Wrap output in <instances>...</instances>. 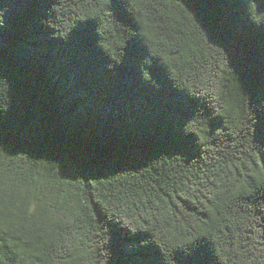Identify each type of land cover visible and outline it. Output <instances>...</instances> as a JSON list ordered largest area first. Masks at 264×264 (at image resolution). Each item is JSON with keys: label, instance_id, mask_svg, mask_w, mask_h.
Segmentation results:
<instances>
[{"label": "trees", "instance_id": "1", "mask_svg": "<svg viewBox=\"0 0 264 264\" xmlns=\"http://www.w3.org/2000/svg\"><path fill=\"white\" fill-rule=\"evenodd\" d=\"M0 14V264H264V28L243 0Z\"/></svg>", "mask_w": 264, "mask_h": 264}, {"label": "clouds", "instance_id": "2", "mask_svg": "<svg viewBox=\"0 0 264 264\" xmlns=\"http://www.w3.org/2000/svg\"><path fill=\"white\" fill-rule=\"evenodd\" d=\"M105 3H107V0H105ZM250 5H255V8L250 7ZM50 12L52 13V8ZM243 13L250 23L258 28H264V16L261 15V13H264V2L262 0H243ZM3 24V15L0 14V26H3Z\"/></svg>", "mask_w": 264, "mask_h": 264}, {"label": "snow or ice", "instance_id": "3", "mask_svg": "<svg viewBox=\"0 0 264 264\" xmlns=\"http://www.w3.org/2000/svg\"><path fill=\"white\" fill-rule=\"evenodd\" d=\"M114 5L118 6V0H111V6L113 7ZM185 255H191V253H185Z\"/></svg>", "mask_w": 264, "mask_h": 264}]
</instances>
